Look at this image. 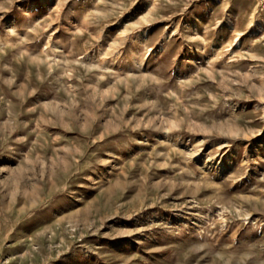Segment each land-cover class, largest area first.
<instances>
[{
  "label": "rangeland",
  "instance_id": "rangeland-1",
  "mask_svg": "<svg viewBox=\"0 0 264 264\" xmlns=\"http://www.w3.org/2000/svg\"><path fill=\"white\" fill-rule=\"evenodd\" d=\"M0 264H264L255 0H0Z\"/></svg>",
  "mask_w": 264,
  "mask_h": 264
},
{
  "label": "built area",
  "instance_id": "built-area-1",
  "mask_svg": "<svg viewBox=\"0 0 264 264\" xmlns=\"http://www.w3.org/2000/svg\"><path fill=\"white\" fill-rule=\"evenodd\" d=\"M259 15H264V0H255Z\"/></svg>",
  "mask_w": 264,
  "mask_h": 264
}]
</instances>
